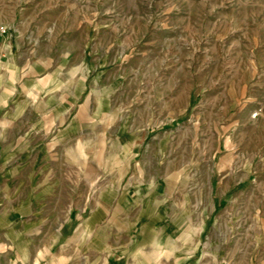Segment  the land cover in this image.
Here are the masks:
<instances>
[{"label": "rangeland", "instance_id": "1", "mask_svg": "<svg viewBox=\"0 0 264 264\" xmlns=\"http://www.w3.org/2000/svg\"><path fill=\"white\" fill-rule=\"evenodd\" d=\"M0 25L85 53L74 130L106 133L101 185L133 197L139 170L170 198L106 256L74 215L2 218L0 264H264V0H0Z\"/></svg>", "mask_w": 264, "mask_h": 264}, {"label": "crops", "instance_id": "2", "mask_svg": "<svg viewBox=\"0 0 264 264\" xmlns=\"http://www.w3.org/2000/svg\"><path fill=\"white\" fill-rule=\"evenodd\" d=\"M86 59L72 42L60 48L53 34L43 41L22 29L0 34V219L19 218L37 233L44 219H55L58 227L62 213L74 215L82 218L77 227L84 240L101 235L87 249L106 256L112 254L102 242L107 233L121 224L129 234L139 222L144 236L155 232L170 212V198L139 170L133 197L119 185H101L106 133L74 130L76 102L85 104ZM91 154L102 161L92 164Z\"/></svg>", "mask_w": 264, "mask_h": 264}, {"label": "built area", "instance_id": "3", "mask_svg": "<svg viewBox=\"0 0 264 264\" xmlns=\"http://www.w3.org/2000/svg\"><path fill=\"white\" fill-rule=\"evenodd\" d=\"M8 32V28L6 26L0 25V34L5 35Z\"/></svg>", "mask_w": 264, "mask_h": 264}]
</instances>
